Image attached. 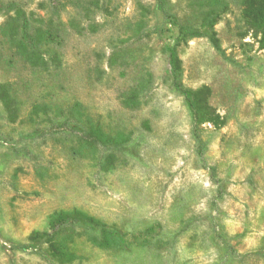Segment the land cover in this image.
Instances as JSON below:
<instances>
[{
    "label": "rangeland",
    "instance_id": "1",
    "mask_svg": "<svg viewBox=\"0 0 264 264\" xmlns=\"http://www.w3.org/2000/svg\"><path fill=\"white\" fill-rule=\"evenodd\" d=\"M57 1L54 13L49 0H0V82L18 107L10 121L0 103V264L11 253L14 264H264V21L243 16L244 0H169L202 31L213 12L219 49L205 36L178 46L182 84L201 91L196 124L172 84L176 29L155 0ZM22 12L43 35L42 62L18 47ZM61 119L99 127L104 142L52 132ZM72 209L110 245L68 226L56 261L34 235Z\"/></svg>",
    "mask_w": 264,
    "mask_h": 264
},
{
    "label": "trees",
    "instance_id": "2",
    "mask_svg": "<svg viewBox=\"0 0 264 264\" xmlns=\"http://www.w3.org/2000/svg\"><path fill=\"white\" fill-rule=\"evenodd\" d=\"M51 8L54 13L59 11L58 1L49 0ZM156 6L163 19L169 24L173 25L176 29V35L174 37L173 44H167L166 52L168 58V64L172 75V84L174 88L183 96L185 99L189 111L191 112L192 120L197 124L198 119V108L197 102L199 101L198 96L201 91L192 90L186 88L181 80V63L178 52V46L181 43L187 42L191 38L205 36L211 42V44L219 49V42L215 32L212 30L211 23L208 22L213 12H208L202 21L203 31L200 27H192L182 25L177 19L176 15L171 12L169 7V0H155ZM245 7L243 8V16L247 19H254L253 21H264V0H244ZM21 29H22V42L18 44L22 53L26 52L25 49L30 50V55L33 63L42 62L41 53L39 50L40 40L43 35L41 32H37L38 35L33 37L29 31V21L26 18L24 12L21 13ZM200 98V97H199ZM0 103L6 111L7 117L10 121H14L17 117L18 107L15 98L10 93V88L7 83L0 82ZM54 133H70L78 137L88 140L91 143H103L105 136L99 127H93L86 130V128L79 122L70 119H61L57 121L54 126L50 129ZM43 134V130L30 132L24 135L26 139H35ZM121 150L129 151L132 147L121 146ZM68 226H78L89 231L96 232L100 235L99 241L100 246L110 245V232L107 228L96 218L84 213L78 209H72L71 211L57 212L49 218L48 230L34 235V238L40 237L43 242L48 246V250L52 258L56 261H62L65 258V252L56 240V236L61 229ZM224 248H227V243L223 241ZM39 245L36 243H17L13 242L11 245L12 251H33L41 252L38 249ZM10 264H14L12 253L10 254Z\"/></svg>",
    "mask_w": 264,
    "mask_h": 264
}]
</instances>
